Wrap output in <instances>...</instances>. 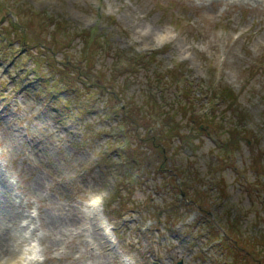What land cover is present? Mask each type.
I'll return each instance as SVG.
<instances>
[{
	"label": "rangeland",
	"instance_id": "obj_1",
	"mask_svg": "<svg viewBox=\"0 0 264 264\" xmlns=\"http://www.w3.org/2000/svg\"><path fill=\"white\" fill-rule=\"evenodd\" d=\"M35 12L63 17L73 33L52 64L77 62L79 36L97 28L110 44L90 72L118 69L113 93L80 89L75 101L43 87L56 76L33 58L47 49L30 56L20 37L0 42V264H232L230 221L244 248L264 238V178L250 165L264 158V0H0V41L12 24L46 40L51 26L39 36ZM151 84L157 112L181 135L192 128L190 141L162 135L145 108ZM217 87L236 96L253 156L244 144L225 153L220 137L189 125ZM253 252L250 264H264Z\"/></svg>",
	"mask_w": 264,
	"mask_h": 264
},
{
	"label": "trees",
	"instance_id": "obj_2",
	"mask_svg": "<svg viewBox=\"0 0 264 264\" xmlns=\"http://www.w3.org/2000/svg\"><path fill=\"white\" fill-rule=\"evenodd\" d=\"M35 13H37L36 17L40 21L39 36L43 34L45 30L47 31L48 26H51V31L47 34L48 38L46 40L40 42L39 41L40 37H37L36 35L35 37L33 36L27 37V28L25 26H23L22 24H14V25L12 24L11 29H7V28L3 29L2 34L4 36L2 35L1 38L2 40L0 42L5 43L6 41H9L10 38H14V36L20 37L21 46L26 47L25 53H28V55L30 56H32V54H30V51L31 48L33 47L39 46L47 49L48 56L46 55L42 56L41 54L33 58L34 69H38L43 63L44 64L46 63L48 67L47 71L51 73L52 76H56V79L51 82H47L44 79V82L42 84L43 87L53 88L54 91H60L64 89L72 91V98L75 101L81 100V91H79L80 89H90L95 87L97 88V91H101V90L103 91V88H107L108 91L110 90V92H112V89H114L113 85H115V81H116L115 78V75H117L116 71L118 69L117 67H114L115 65L110 67L111 74H109L107 79L96 76L94 73L90 72L93 69L92 67H94L92 54L95 53V50L103 48L104 45L108 46L110 44L109 37L102 36L101 32L97 28L81 34L79 37L81 38L82 47H81V57H79V60L77 62H71L68 60L66 62L61 61L58 62L59 65L56 66L51 63L52 56L50 54H53L54 50L55 51L58 49L60 50L61 47H63L66 43L71 41L73 33L70 32L68 27V22L63 17H60V19H58V18H54L53 16H49L44 12H35ZM30 42L34 44H31ZM156 53L157 52L151 53V55H153V58L156 55ZM24 59L26 58L22 57V60ZM151 59H152L151 57L148 58V60ZM60 64L62 66H60ZM178 70L179 68H177V71ZM30 72L35 73L34 76L39 75L37 71L34 72V70H31ZM163 77H167V76L164 75ZM93 79H95L96 84L89 85V81H92ZM170 80L173 81V84L179 83L178 76L174 77V79L170 77ZM110 86L111 88L109 89ZM162 86L163 85L160 86L159 91H161ZM121 87L122 86H120V88ZM179 92L180 94L177 98L184 97L183 87L181 88L180 86ZM209 92L210 95L209 98L207 99L210 107L209 112L204 116H202L201 119L199 120H196L192 116L189 117V125H193V126L195 124L198 125L195 130L197 134L204 135L206 134V130L208 129L209 135L214 133L218 139L220 137L219 145L221 146L220 148L225 153L230 154L232 150L233 152L235 150H239L242 144H244L245 146L248 147L250 156L251 153L253 156V152L251 151L252 149L251 146L253 145V142L254 140H256V138L249 137V132L246 133L245 131H243L245 128L241 127L242 123L238 121L242 118V116H240L239 113H237L240 110V108L238 106L236 96L228 87H220V88L217 87L216 90L213 91L209 90ZM145 93L147 95V98L149 99V104L145 101V108L147 109V111L148 109L156 111L154 112V114L157 115L156 118L159 119V121L163 125V128L165 129L164 131H162V135L166 139H170L175 134L177 135V137H179L182 140V142L190 141L192 128H190V131L186 135H181L179 133V130L177 129L179 125H174L172 123L171 115H169L168 113L163 114L162 111L161 113L157 112V110L160 111L159 104L161 103L160 98L157 99L155 97L157 95V89H154L151 84L149 85V90L145 91ZM219 104L223 105L224 109H220L219 107L216 109V106ZM123 107L124 106H122V108ZM216 110L218 114L216 113ZM227 111H229L230 114L227 116L228 119L225 120L221 118V115H224ZM232 111H233V115L231 113ZM123 112L125 113V116L128 117L131 116L127 113L126 110H124ZM154 114L153 113L151 114L152 117H155ZM234 118L236 119L235 121H233ZM245 119L246 116L242 120L244 121ZM227 123H234V124H231L230 127H227ZM221 126L223 128H221ZM219 127L221 128L220 130H218ZM262 156H264V153ZM259 158L260 161L258 163L257 160H253L251 157L250 165L251 168L254 170L256 178L259 177L264 178V173H263L264 158L263 157L261 158L260 156ZM176 209L178 210L177 207ZM234 220L230 221L228 224L229 227L225 229L223 249H225L228 253L231 252L233 254L232 264H250L251 262L254 261L255 253L253 252V250L255 247L258 246L260 253L264 254V238L261 237L249 241L246 244L247 247L244 248L243 245L241 244V241L234 236L235 233L237 232L236 230L237 228L233 227V224H235L233 222ZM255 240L256 242L253 243Z\"/></svg>",
	"mask_w": 264,
	"mask_h": 264
},
{
	"label": "bare ground",
	"instance_id": "obj_3",
	"mask_svg": "<svg viewBox=\"0 0 264 264\" xmlns=\"http://www.w3.org/2000/svg\"><path fill=\"white\" fill-rule=\"evenodd\" d=\"M103 225V224H102ZM104 228V227H103ZM5 249L4 247V243L0 241V254L3 252V250Z\"/></svg>",
	"mask_w": 264,
	"mask_h": 264
},
{
	"label": "water",
	"instance_id": "obj_4",
	"mask_svg": "<svg viewBox=\"0 0 264 264\" xmlns=\"http://www.w3.org/2000/svg\"><path fill=\"white\" fill-rule=\"evenodd\" d=\"M176 264H183L182 261L177 262Z\"/></svg>",
	"mask_w": 264,
	"mask_h": 264
}]
</instances>
